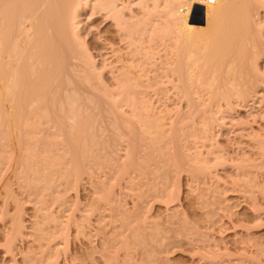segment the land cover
<instances>
[{"label":"bare ground","instance_id":"1","mask_svg":"<svg viewBox=\"0 0 264 264\" xmlns=\"http://www.w3.org/2000/svg\"><path fill=\"white\" fill-rule=\"evenodd\" d=\"M100 17L111 22L110 37L95 33L89 23ZM263 27L264 0H0V169L10 151L15 177L32 178H27L30 183L24 179L28 185L33 182L32 190L50 188L49 195L59 204V189L62 183L68 184L64 177L76 179L85 169L86 155L92 158V146L105 126L98 117L110 114V124L118 131L116 124H123L119 135L126 145V185L135 190L141 206L156 203L174 219L178 217L172 202L175 184L185 175L207 193L197 196L205 225L193 227L194 237L190 235L196 245L191 250L202 264H217L221 256H227V264H264V246L255 240L256 235L251 236L264 217V191L260 186L256 195L251 189L254 175L264 170V91H260L264 75L259 67L264 55ZM92 39L102 44L96 55L102 58L100 65L90 51ZM156 48L165 55L161 64L168 59L162 68L170 75L161 74L169 78L166 82L174 91L176 101L168 106L170 110L156 109L147 99L148 87L155 86L154 95L169 89L166 78L157 74L160 71L147 67L156 64ZM238 111L247 112L248 120L238 122L237 114L235 120L242 127L235 133L250 143L237 141L235 149L221 147L215 136L239 125L223 113ZM4 141L11 149H6ZM76 151L86 158L84 164H78ZM67 152L71 165L64 157ZM24 172L27 176L22 177ZM58 176L65 181L59 182ZM36 191V197L38 192L43 194ZM230 191L242 194L252 215L251 223L231 226L234 239H240L234 245V257L219 225L222 215L229 221L237 215L223 205V194ZM10 222L2 256L17 263L14 239L22 224ZM36 224L38 232L30 231V238L39 253L26 255L25 264H46L64 248L55 240L59 233L54 224L53 228ZM239 230L248 236L242 238ZM190 237H186L188 243L193 241Z\"/></svg>","mask_w":264,"mask_h":264},{"label":"rangeland","instance_id":"2","mask_svg":"<svg viewBox=\"0 0 264 264\" xmlns=\"http://www.w3.org/2000/svg\"><path fill=\"white\" fill-rule=\"evenodd\" d=\"M150 3L152 2L150 1ZM150 10H151V5H150ZM87 14L88 12L82 15V17L84 18L81 20L82 23L85 21V16ZM89 23H91V25L94 26V28H96L95 33L98 34V32H100L101 35L106 34L108 37H110V33L113 35L112 30L114 29H112L111 22H105L104 19H102V17L96 18L94 21L89 22ZM86 24L87 22L85 23V25L83 24V26L85 27ZM95 30H93L92 32H94ZM95 33L94 35H96ZM81 35L82 37H84V32ZM146 35L147 34H145L144 36L145 38H147ZM261 35L264 37V27L262 29ZM92 40L90 43L91 44L90 51L93 53V55L96 56L99 53L97 51L99 49L97 48L101 47L102 44L99 43L98 41H95V40L92 41ZM146 45L148 46L147 43H145V46ZM154 50L153 52H155L154 54H156L154 55V60L156 59L155 61L156 64L155 65L150 64V65H147V67L149 68L151 66L152 68V66H154L153 68H156L154 69L155 73L157 71L158 72L160 71L159 73H157L158 75H160L163 72L165 74L167 73L170 75V72L166 71V68L164 69L162 68L164 67V63H165L164 61L167 62L168 59L164 60L161 64L159 61H162L164 59L163 56L165 55L162 54L163 55L162 56L161 55L162 51L160 52L157 48ZM97 56H96V59L98 58ZM101 59L102 58H99L96 60L98 65L101 64ZM107 61L108 60H106V62ZM259 67H260L261 73H263L264 75V55L259 60ZM147 75L149 76L151 75V73L148 72ZM163 75L161 74V77L166 78ZM105 76H106V79L108 80V77H109L108 74L106 75L105 73L103 77ZM168 79L169 78L163 79V81L165 80L164 84L167 85V88L169 86V89H168L169 91L168 90L166 92L164 91L165 93L161 92V93L154 95L155 86L146 88V92L148 95L147 99L149 101L152 100L151 103L153 106L155 105L154 107L156 109L164 110V107L166 106L165 109L170 110L169 107H171V104L174 101H176L174 97V93H173L174 91H171L172 90L170 87L171 83H169L168 81H167L168 83L166 82V80ZM260 91H264V87H261ZM237 114L239 117H241V119L240 118L237 119L238 118ZM247 115L248 113L243 112V111H238L237 113H234V112H227V113L224 112L223 113V116L224 117L226 116L228 121L231 120V118H234L233 120L236 121L235 119H237L238 122L240 121L246 122L248 120V118H245L247 117ZM107 116L104 113V115L102 114L100 117H98L100 121L101 120L103 121L104 119L105 123H102V126L105 124L106 127L103 126L104 128H102L101 131L99 132V134L101 133L100 135H102L103 137L102 138L101 136H99L100 139L102 140L99 139L100 140V141L98 140L99 142L96 140L97 143L96 142H95L96 144L94 143L95 146H92L93 148L91 147L93 151L92 155L94 156V157L93 156L91 157L94 159L92 158L89 159L88 157L90 155L89 156L86 155L87 162H85L86 164L83 165L85 166V169L83 168L85 171L82 169L81 173L78 174L79 176L77 178L75 176L76 179H73V177H70L71 179H67V177H64L66 180H68V184L64 186L63 184H66V183L65 182L62 183V186H61L62 188L60 187L59 189L60 194H59L58 200H61V202L59 201V204L49 195L50 188H48L49 189L48 191V189L46 188L44 189V188H41V186H36L40 190L34 187H33L34 190H32L33 182L31 183V185L30 184L28 185V183H30L29 181L32 180V178L31 179H29L30 177L18 178V175L20 174H17L16 175L17 177H15V174L13 173L14 172L13 162L14 161H13L12 156L11 155L9 156L10 151L7 152V155L9 158V159L7 158V160L10 161V163H8V161L5 160L6 163H2L1 166L2 165L3 166L0 169V191L3 190L1 191V194H0V242H1L0 243V264H25L26 262H28V260H26L28 256H31L32 254L36 252L39 253V250L37 251V249H39L37 248L38 246L37 243L35 245L34 241L32 242V239L30 238L31 237L30 231L32 230L35 231L36 229V231L38 232L36 228L37 227L36 222H38L39 224L41 223L40 225H43V226L47 224L46 226L50 228H53L52 224H54V227L58 228L57 232L59 234L56 233L58 234L57 236L55 234L49 235V236H53L52 238L50 237L49 238L54 239V237L56 236L55 237L56 242L58 241V243L62 244L61 247H64L62 249L60 248L58 250V253L52 254V256L50 257L52 259L49 258L48 261H46L47 262L46 264H49V263L50 264H69V263L88 264L89 262H91V264L92 263L93 264H196V262L197 264L198 263L202 264L204 262L202 259L199 258L198 254H195V252L194 251L192 252L191 250L195 248L194 246H196L194 245L195 243H193L194 242L193 237L195 234L193 227L195 228V226L201 227L205 225L206 219L202 215L204 208L202 207V205L200 206V203H198L199 197L197 198V196H199V193H202L203 192L202 190L204 189L197 188L194 185L195 183L194 184L189 183V180L185 175L180 176V179H178L177 183L175 184L176 186L175 192L176 191L177 192L174 194V200L172 202L177 208V213H178L177 215L178 217H175V219L174 217H171L169 215V211L166 209L165 206H160L152 202H150V204L147 203L148 205L141 206L142 205L141 200L137 196V193L135 192V190L134 189L132 190L126 185V178H127L126 175L127 174L125 171V152H124L126 145H125V141H123V138H121V135H119L123 130V124L122 125L116 124V127L117 128L119 127V131L121 129V131L119 132L118 129L115 128L114 124L112 125L110 124L111 119L109 120V118H111V115L107 114ZM105 118L108 120L106 121ZM238 122H237V125L239 124ZM237 125L235 124L234 127H236ZM241 125L242 124H239L236 127V129L234 128V130L232 128H229V129L227 128L228 130L223 129L222 130L223 134L219 135L218 138L217 136H215L214 141L222 145L221 147H228L230 149H233L235 147V144L237 141H241L245 144L250 143V141H248V138L244 139V137H241L235 133V130L242 127ZM252 127L256 128L255 126H252ZM107 132H109L110 134ZM104 140H105V143H104ZM6 144L7 142H5L4 145ZM8 145L9 144H7L6 149L7 148L11 149L10 145H9L10 148L8 147ZM78 146H81V145H78ZM0 148H2V146ZM74 148L76 149L77 147H73V149ZM81 149L80 147L78 148L79 151ZM111 149H114V150H111ZM79 151H76L77 152L76 154L78 156H79L78 154ZM244 151H248V150L244 149ZM68 153L69 152H67V155L64 157H65V160L67 161V164L71 165L73 162L71 159H70L71 161L69 160L70 155L68 157ZM71 156L73 158H76L74 155H71ZM79 157L81 161L77 159L78 164L79 165L84 164V161H86L85 160L86 158L81 155ZM82 159H84V161H82ZM9 164H10V167H9ZM2 171H3V174H2ZM24 174L25 172L23 174L21 173V176L23 177L26 175ZM254 176H255V179L253 180L255 181L253 182L256 183V184L254 183V185L256 186L253 185L251 189L253 190V193L255 192L254 194L258 195L256 192H258L260 186H261L260 190L264 191V170L256 173ZM27 178L29 179V181ZM60 178L61 176H58L57 178L59 182L65 181L62 178H61L62 179L61 181ZM24 179H26L28 183ZM18 180L19 182H17ZM4 182L7 183L8 186H6L7 184L4 185ZM2 184L4 185V187L2 186ZM214 185L215 184L213 183V186ZM5 188H8V189H5ZM9 188L13 190L9 191ZM43 189L44 191H42ZM36 190L42 191L44 195L43 194L40 195L41 193L40 192L37 193ZM7 191H9V193ZM35 191L38 194L37 197L34 195ZM47 191H48V194H46ZM205 193L203 192L202 194L205 195ZM4 194H6L7 196ZM12 195L15 198H13ZM223 195L226 197V200L223 205L229 206L230 210L237 214L235 217H232L233 221L232 220L231 221L233 223L229 221L230 219L228 220V217L223 216V215L221 216L222 219L219 221L220 223L219 225L222 226L221 230L222 232L224 231L223 235L227 239V247L230 249L231 255L234 257L236 253L235 248L237 247V244H238L237 241H239L240 239L239 240L234 239L235 238L234 234L230 232L231 226L233 224L242 223V222L251 223L252 215L250 214V209L248 208V206L244 204V199L242 197V194H240L241 196H239V194L236 193V191H233V192L230 191V193L225 192V194ZM9 196H10V199H9ZM49 198H52V200H49ZM27 199L31 202V204ZM45 199H48L49 202H47ZM37 202L41 204L38 205ZM41 206L44 208H42ZM39 207H41L42 210L44 209L43 212H45V217H44V214L40 212L41 208ZM35 213L36 214L38 213L37 216H35L36 215ZM49 214L51 215L49 216ZM41 215L43 216L44 221L46 223H44ZM47 215L49 216V218ZM52 216H55L56 218ZM51 217L54 218L53 219L54 221H52ZM58 217H60L61 219ZM12 218L17 219L19 224H22L23 226L22 227L20 225L21 232L19 233L17 232V234H15L16 235L15 238L16 237L17 238L14 239V242H15L14 243V246H15L14 256H16L15 261H17V263L15 262L10 263L11 262V260H9L10 258L4 259V257L2 256L3 251H4L2 250L3 249L2 243L4 242V237H5V234L7 233L6 228L7 227L9 228V226L11 225L10 223H13L10 221H14L15 223H18L16 222L17 220H12ZM39 218H42V219L38 221ZM262 220L259 221V223L262 224L261 227L259 226L258 228L253 229L251 231V236L252 234L253 236L256 235L254 237L255 240H257L258 243L259 242L262 243L261 246L263 247L264 246V217L262 218ZM62 226L65 228H63ZM223 228L225 230H223ZM60 230H61V233H60ZM237 233L238 234L240 233L243 236L242 238H245L248 236V234H246L244 230L243 231L239 230ZM190 235L193 236V237L191 236L192 237L191 240H193L192 241L193 245L191 242H189L191 243L189 244L188 243L189 240H187L186 238V237L189 238ZM24 237L26 238L24 239ZM161 237L162 239H164L163 241H161ZM43 241L44 240H42L41 242ZM162 242L164 243L163 245H161ZM235 243H237L236 246H234ZM44 244L45 243H43V245ZM166 244L169 245L168 250L170 252L165 249L167 248L165 247ZM91 260L94 262H92ZM227 262H228L227 256H221L219 258V261L218 260L216 261L217 264H227Z\"/></svg>","mask_w":264,"mask_h":264}]
</instances>
